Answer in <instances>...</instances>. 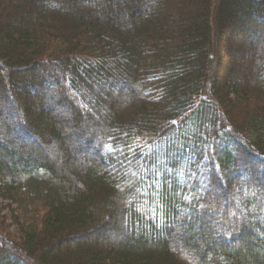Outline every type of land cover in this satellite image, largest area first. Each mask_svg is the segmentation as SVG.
<instances>
[{"label":"trees","instance_id":"16d2710c","mask_svg":"<svg viewBox=\"0 0 264 264\" xmlns=\"http://www.w3.org/2000/svg\"><path fill=\"white\" fill-rule=\"evenodd\" d=\"M261 40L264 0H0V264H264Z\"/></svg>","mask_w":264,"mask_h":264},{"label":"rangeland","instance_id":"374dc122","mask_svg":"<svg viewBox=\"0 0 264 264\" xmlns=\"http://www.w3.org/2000/svg\"><path fill=\"white\" fill-rule=\"evenodd\" d=\"M259 45H264V41H260ZM228 60L232 62L234 61V57H227ZM246 61V58H245ZM21 209L17 208L16 205L13 202H10L9 200H3L0 198V223H3V226L7 228V234H14L16 232L17 228L16 225L12 222V213L20 214L21 216L24 213V210L20 212ZM33 209H27V212H31ZM17 212V213H16ZM222 212L217 211L215 215L213 216V219L215 222L216 220H220L222 217ZM12 219V220H11ZM4 236V234H2ZM10 237V236H9Z\"/></svg>","mask_w":264,"mask_h":264}]
</instances>
